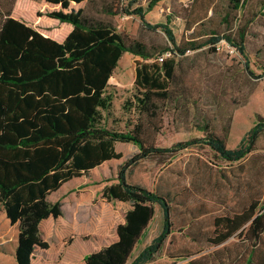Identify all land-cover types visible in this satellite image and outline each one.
Returning a JSON list of instances; mask_svg holds the SVG:
<instances>
[{"label": "trees", "instance_id": "obj_1", "mask_svg": "<svg viewBox=\"0 0 264 264\" xmlns=\"http://www.w3.org/2000/svg\"><path fill=\"white\" fill-rule=\"evenodd\" d=\"M15 1L0 0V204L11 225H18L17 264H32L36 249L49 247L41 237L40 225L49 218H60L63 209L60 202L52 203L48 197L105 162L121 159L117 143L134 144L140 153L122 168L117 183L104 188L103 197L130 203L131 209L117 226V240L90 253L84 262L128 264L158 204L164 213L162 232L130 264L153 261L173 233L171 195L130 184L127 169L141 159L174 158L197 145L208 146L226 162H240L256 150L264 135V118L257 116L236 149H228L226 144L230 123L220 134L205 124L200 128L203 137L160 148L145 138L143 122L128 131L103 126L104 112L112 107V98L106 93L109 81L125 53L138 57L133 107L153 125L164 105L186 96L176 83V60L166 57L167 53L183 57L204 48L216 53L224 42L238 50L249 67L246 42L254 20L241 14L249 0H227L225 6L217 0H191L181 12L189 34L179 43L169 26L171 16L165 24L146 21V15L163 0H146V6L143 0H110L102 5L99 14L138 16L148 28H161L174 49L154 52L89 14V7L72 8L73 3L92 0H45L60 6V10L47 12L48 18L73 26L63 42L14 18ZM213 227L208 243L218 247L237 235L247 243L246 264H264V205L254 201L232 216H216ZM235 258L231 264L239 263ZM195 261L187 264H201Z\"/></svg>", "mask_w": 264, "mask_h": 264}, {"label": "rangeland", "instance_id": "obj_2", "mask_svg": "<svg viewBox=\"0 0 264 264\" xmlns=\"http://www.w3.org/2000/svg\"><path fill=\"white\" fill-rule=\"evenodd\" d=\"M109 1L73 3L72 8L89 7V14L145 43L153 52L174 49L161 28H148L138 16L99 14L102 5ZM217 1L220 6L227 4V0ZM190 3L191 0H163L146 15V21L151 25L165 24L171 16L169 26L179 43L189 34L181 12ZM142 4L146 6V0ZM57 10L60 6L47 4L45 0H16L12 16L54 40L63 41L73 26L45 15ZM241 14L254 20L247 34L248 68L243 55L224 42L216 53L206 48L183 57L167 53L166 57L176 60V83L186 96L179 102L164 105L150 126L148 119L133 107L140 59L125 53L109 81L106 93L112 98V107L104 112L103 126L128 131L143 122L145 138L156 147L169 148L181 141L203 137L200 128L205 124L220 134L230 123L226 144L228 149H236L256 124L257 116L264 118V0H249ZM251 72L262 77L256 78ZM115 149L122 154L121 159L105 162L48 197L50 202L62 204L63 215L41 223V237L49 247L37 248L36 264H83L86 255L117 240V226L124 223L131 204L108 201L103 190L118 182L122 168L140 150L131 143H117ZM127 181L171 195L173 233L153 261L146 264H187L190 260H200L201 264H231L235 257L238 264H246L247 243L237 235L218 247L207 240L213 235L216 216H232L254 201L264 205V135L256 150L240 162H226L208 146L197 145L174 158L139 160L127 169ZM205 210L207 214L201 215ZM163 225L164 213L156 204L155 216L128 264L160 235ZM18 236V225H11L0 204V264H17ZM187 255L193 257L184 259Z\"/></svg>", "mask_w": 264, "mask_h": 264}, {"label": "crops", "instance_id": "obj_3", "mask_svg": "<svg viewBox=\"0 0 264 264\" xmlns=\"http://www.w3.org/2000/svg\"><path fill=\"white\" fill-rule=\"evenodd\" d=\"M35 29H36V28H35ZM72 29H73V28H71V30L69 29L67 33L69 34V33L72 31ZM38 31H39V30H38ZM39 32H40V31H39ZM42 34H43V33H42ZM43 35H44V36H47V35H45V34H43ZM67 36H68V35L66 34V37H67ZM47 37H50V36H47ZM66 37H65V38H66ZM50 38L53 39V37H50ZM65 38H64V40H65ZM64 40H63V41H64ZM63 41H58V42H63ZM71 181H72V180H71ZM69 182H70V181H69ZM69 182H68V183H69ZM66 184H67V183H66ZM64 185H65V184H64ZM64 185H63V186H64ZM63 186H62V187H63ZM62 187H61V188H62ZM61 188H60V189H61ZM60 189H59V190H60ZM59 190H58V191H59ZM58 219H59V218H58ZM47 220H48V219H47ZM44 221H45V220H44ZM44 221H43V222H44ZM36 250H37V249H36ZM88 255H89V254H88ZM86 256H87V255H86ZM86 256H85V257H86ZM85 257H84V259H85ZM32 264H36V261H35V258H34V257H33V259H32ZM83 264H85V262H83Z\"/></svg>", "mask_w": 264, "mask_h": 264}]
</instances>
